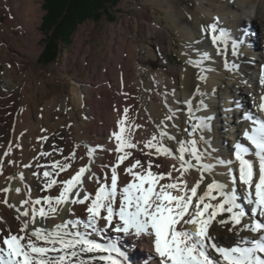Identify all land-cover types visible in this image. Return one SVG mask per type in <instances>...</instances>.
Listing matches in <instances>:
<instances>
[{
    "label": "bare ground",
    "instance_id": "6f19581e",
    "mask_svg": "<svg viewBox=\"0 0 264 264\" xmlns=\"http://www.w3.org/2000/svg\"><path fill=\"white\" fill-rule=\"evenodd\" d=\"M143 1L145 4L150 2L162 11L161 16L154 17L153 23L151 14L146 9L140 8L143 18L141 25L145 34L148 35L152 31L159 36L157 46L163 56L177 41L180 55L178 60L181 63L174 64L168 59L170 63L168 67L145 69L142 62L138 63L137 60L139 45L134 44L133 40H128L130 36L128 27L126 30L122 29L124 35L120 36L116 52L112 51L108 65L106 61L101 65L99 76L103 82H107V85L111 84L109 86L113 87L119 97L113 94L114 99L111 102L106 99L108 106L106 103L103 106L96 101V107L94 102H91V96L96 90L94 88L97 83L88 79L85 81L90 83L87 89H80L75 83L70 95H63L61 99L53 97L44 102V105L34 101L35 98H30L31 92L28 88H32L34 95L38 91H44L43 80L36 78L31 84V71H23L21 64L23 52L28 53L32 59L36 57L35 51L40 37L37 30L39 2L0 0V18L6 17L5 21L0 22V64H4L3 70H0V243L3 236L8 235L9 232L19 233L21 224L25 220L29 222L27 231L31 232L33 228L52 231L56 225L66 221L86 219L85 205L73 204L71 200L60 205L53 203L56 212H50L47 218H41L38 214L34 223L31 214L22 215L25 211L30 213L32 207L37 209L44 207L47 210V204L33 205L32 202L44 196L59 195L61 182L75 175L81 167H86V171L82 177V184L74 192L78 191L81 194L88 192L94 195L98 183L110 185L112 167L116 164L117 154L113 147L109 153L110 149L105 139H111L109 143L112 145L113 140L116 141L112 133L118 131L109 130L110 132L104 135L96 132L95 125L93 127L92 124L96 120L94 117L99 109L98 104L103 106L101 110L107 117L118 121H124L129 115L131 118L135 114L141 116L143 124L139 127L137 124L140 137L146 142L155 136L157 141L169 148L171 155L164 154V157L167 158L169 165L176 168H180L177 159L180 155L177 151L180 143L195 140L202 163L214 166L211 171L203 173L198 166L184 172L182 179L187 181L189 187L198 180L201 181L198 193L202 194L212 180L226 184L229 188L233 187L228 169L238 167L234 157L235 141L240 142L244 138L242 127L236 123L243 119L242 109L246 111L253 101L258 103L264 96V83L261 82L264 79V0ZM191 6H194V9ZM246 12L253 13L252 19L248 16L244 17ZM212 24L216 25V34H219L220 30L226 33L227 43L212 42L213 33L208 28ZM257 25H260L259 29ZM16 29L19 31L17 35L14 32ZM233 41L237 42L235 54L232 50ZM78 43L75 55L79 53L81 40ZM254 45L257 47L256 51H259L258 57L250 58L249 49ZM126 46H128L127 51ZM153 50L150 55L155 57L156 52L154 53ZM205 54L207 58H204ZM131 57L136 64L135 73H138V78L134 76V80L137 89H141V92L136 94L132 104L125 100L127 104L123 103L124 107L120 103V97L129 91L125 61ZM67 63L66 58L65 68L68 67ZM81 64L85 66V61ZM144 74L148 78L146 85L142 78ZM38 98L40 101L43 100L42 97ZM168 117L170 119H167ZM199 118H205L207 127L194 130L193 126ZM125 122L129 123L128 120ZM59 131L63 135L56 139L55 135ZM161 131L167 135L161 137ZM97 136L99 138H96ZM250 147L252 149L251 145ZM89 150L92 152L91 156ZM152 153L148 155L152 156ZM249 155L253 157L258 177L256 157L251 153ZM108 156L111 158L109 163L106 161ZM131 158L133 157L130 155L117 167L118 185L121 188L132 180V176L126 173L125 169L135 160H139V158L132 160ZM185 159L191 160L195 165V161L188 153H185ZM57 161L61 165L67 163L69 167L63 172L59 167L52 168V164ZM220 161L225 163L221 164ZM228 161H232V164H228ZM153 166L154 164L151 170L155 172ZM170 168L163 169L162 173L171 172ZM45 171L51 173L50 177H44ZM89 177L93 178L89 179ZM49 180H56L57 183L51 188H45ZM169 182L173 181L168 178L161 181V183ZM236 184L237 193L239 188L244 189L238 180ZM22 201L28 203L24 204ZM241 207L247 212L241 224L233 225L231 222L221 224L219 222L221 219L229 220L228 213H221L210 226L209 234L219 247H245L248 239L259 238L258 234L244 227L253 219L259 220V218L249 213L244 203ZM189 227L195 230L194 225ZM110 228L113 230L110 231L111 233L122 234L119 237L120 244L128 251L139 242L141 244L139 248L142 246L143 252L149 249L146 246L150 240L149 236L136 237L117 232L114 224L104 225L101 222L98 225L99 230L93 233L91 238L104 241L105 231ZM79 230L84 231L82 225ZM19 234L23 235V233ZM106 254L88 253L82 258L89 260L90 257ZM212 254L219 264H225L218 254ZM136 255L141 256V253L133 251L130 258L134 260ZM145 256L146 254L141 257ZM138 260L140 259H137V263H140ZM105 263L106 261L98 258L89 260V264Z\"/></svg>",
    "mask_w": 264,
    "mask_h": 264
},
{
    "label": "snow or ice",
    "instance_id": "6c2138e0",
    "mask_svg": "<svg viewBox=\"0 0 264 264\" xmlns=\"http://www.w3.org/2000/svg\"><path fill=\"white\" fill-rule=\"evenodd\" d=\"M208 28L213 33L214 44L227 43L228 38L223 30L216 34L215 24L209 25ZM236 48L237 42L233 41L234 54ZM204 58H207V54ZM261 82L264 83V79ZM260 110L264 111V102L260 104ZM248 118L251 119V116ZM253 125L251 130L244 132V137L250 142L252 149L241 143L235 145L234 157L238 167L228 169L233 187L229 188L226 184L212 180L202 194L198 193L200 180L189 187L187 181L182 179L184 172L191 167L198 166L202 173L211 171L214 167L212 164L202 163L195 140L181 142L177 149L180 153L177 157L180 168L175 169L173 166V170L179 171L180 177L173 179L171 172H153L151 162L144 167L140 160H135L125 169V172L132 176V180L122 188L119 187L117 167L129 158L131 152L127 149L134 148L135 144L123 136V129L120 132H113L112 135L117 142L115 148L117 158L116 164L112 167L110 185L98 183L94 195L88 192L83 194L74 192L82 184V177L86 171V167H81L75 175L61 182L59 195L44 196L32 202L33 205L47 204V210L44 207L39 209L32 207L30 213L29 211L22 213L23 216L31 214L34 223L37 214L41 218H47L50 212H56L53 203L60 205L71 200L73 204L85 205L86 219L66 221L56 225L52 231L33 228L31 232L27 231L29 222L23 221L19 229V233L23 235L9 232L3 236L0 243V264H89V260L97 258L108 264H121V261L111 255V253L124 255L114 243L102 244L91 238L92 234L99 230L98 225L101 222L104 225L114 224L117 232L136 237L143 235L151 237L154 251L159 258L158 264H219L212 253L218 254L225 264H264V257L258 255L264 253V221L253 219L250 224L244 225L247 230L259 235L258 239L251 241V247H219L209 234L210 226L221 213H228L229 220L221 219L219 222L221 224L231 222L233 225L241 224L242 218L246 215L245 209L237 203L238 195L235 188L237 179L244 187V200L252 205L253 216L264 217V120L255 119ZM205 127H207L205 118H199L193 126L194 130ZM165 135L167 133L161 131L160 136ZM145 147L155 149L157 154L171 155V150L157 141L155 136L145 142ZM250 152L258 161V177L254 162L247 158ZM185 153L195 161V165L191 160L185 159ZM91 154L89 150V155ZM227 163L232 164V161ZM57 167L63 172L69 165L67 163L61 165L57 161L52 164V168ZM50 175L51 173L44 172L45 178ZM165 178L173 182L161 183ZM56 183V180H49L45 188H51ZM22 203L27 204L28 201ZM81 225L84 231L79 230ZM187 225H194L195 231L189 230ZM88 253L108 255L93 256L89 260L82 258Z\"/></svg>",
    "mask_w": 264,
    "mask_h": 264
},
{
    "label": "rangeland",
    "instance_id": "374dc122",
    "mask_svg": "<svg viewBox=\"0 0 264 264\" xmlns=\"http://www.w3.org/2000/svg\"><path fill=\"white\" fill-rule=\"evenodd\" d=\"M37 3L40 6L39 24L37 26V30L40 33V37L37 41V50L35 51L36 57L35 59H32V57L28 53L23 52L21 54V59H22L21 64L23 71L25 72L28 70L31 71V79H30L31 84L34 83L33 79L37 78L36 80H43L44 83L43 92L38 91L34 95L32 88L30 89L28 88V91L31 92L30 98L32 99L35 98L34 101H38V103L41 105H44L45 104L44 102H46L47 100L53 97H56L57 99H61L63 95L64 96L70 95L71 88L75 83H76L75 85L80 86V89H87L90 86V83L85 81L88 80L97 83L96 87L94 88L96 90H94V93H92L91 96V100H92L91 102H94V104L97 101L102 103L104 106V103H106L107 100H109L108 102H111L114 99L113 98L114 95L119 97V94L118 93L116 94L113 87L109 86L111 84L108 83L107 85V82L106 81L103 82V79H101L99 76H100L101 65H103L105 61H106V65H108V62L112 56V51L116 52V47L118 46L120 36L124 35L123 30H126L127 27L130 34V36H128V40H133L134 44L139 45L137 60L138 63L142 62L145 69H150V68L158 69L159 67L161 68L168 67L170 65L168 59L170 60V62L174 64L181 63V61H179L180 55H179V47L177 41H175L173 47H171V49L168 52H166L165 55L163 56L160 54L159 47L157 46L159 36L156 33H153L152 31L151 33L146 35L145 31L142 28L141 22L143 18L140 14V8L146 9L151 14V20L153 23L155 22L154 17L161 16L162 11L157 6H153L150 2L148 3L146 2L147 4H145L143 0H120L118 4L114 8H111L110 10L112 18H109L107 16H102L100 17V19L96 21H93L91 19L85 20L84 22H82L77 26L76 30L72 34L71 42L68 45H63L60 48V51L56 59L52 62H49L48 64H42L38 61V57L45 44L44 42L45 35L40 30L42 16L44 15L45 11L43 10L42 7L43 0H37ZM191 7L192 9H194V6ZM247 16L252 19L254 15L251 12H246V16L244 15V17L247 18ZM5 19L6 17L2 16L0 18V22L5 21ZM257 28L259 29L260 25H257ZM14 32L16 33V35L19 33L17 29ZM79 40H81L82 42L80 45L81 47L79 49V53L75 55L76 47L79 44L78 43ZM252 41H254L253 37H252ZM246 43L249 42L246 41ZM125 50L126 51L128 50V46H126ZM152 50L153 52L154 51L156 52L155 57L150 55V52ZM249 50H250L249 51L250 58L258 57L257 52L259 51H256L257 47L255 45L251 47V49ZM66 58L68 59L67 68H65ZM128 58L126 59L125 62H126V72L128 74V79H129V87H128L129 91L127 92L128 94L124 93V96L120 97V103L122 104V106H124L123 103L127 104L125 103L126 101H130L129 104L130 103L132 104V101L135 99L136 94L141 92L140 91L141 89L139 90L137 89L136 81L134 80V76L138 78V73L136 74L134 70L136 64L134 63V59L132 57L130 59ZM84 61H85V66L81 64ZM3 68H4V64L1 63L0 70H3ZM142 78H143V83H145L144 85H146L148 81L146 74H144ZM102 86H104L105 88ZM95 91H97V93ZM133 92L135 93L133 94ZM129 96L131 98H129ZM38 97H42L43 100L40 101ZM117 101H119V99H117ZM108 102L106 103L107 106H108ZM98 106L99 109L94 117V119L96 120H94L92 124L93 127L95 125V130L97 133L101 132V135H104V133L110 132L111 130L113 131L117 130L118 132H120L121 129H123V133H122L123 136L129 142L135 144L134 148L129 149V151L131 152V157L137 159L139 158L143 166L148 165V162H151V164H154L153 168L156 169L155 172L158 171L157 173H162L163 169L166 170L167 168H170L172 166L169 165V163L167 162V158L164 157V154H157L156 151H154L153 149L147 150V148L145 147V141H143L144 138L140 137L139 128H138L141 124H143V118H141V116L135 114V116L133 115L131 118V116L129 115L125 119L128 120L129 123H131L130 125L126 124L125 119L124 121L119 120L120 124H118L117 119L115 118L113 119L106 116L105 112L101 110L103 108L102 105L98 104ZM137 124H139L138 127ZM62 135L63 134L59 131L58 134L55 135V137L57 139L59 136ZM96 138H99V136H97ZM105 141L108 143V149L110 150L108 149L107 150L109 151V153L112 149L111 147H113L114 149L116 148L117 142H115L114 140L112 142V145L111 143H109L111 142V139L108 140L107 138L105 139ZM150 152L151 153L153 152L152 156L148 155V153ZM133 158H131V160ZM106 161L109 163L111 161V158L108 156ZM157 165L159 167H157ZM175 169H179V167L178 168L175 167ZM170 171L172 173L173 179H175L174 177H177V175L180 176V172L173 170V166L170 168Z\"/></svg>",
    "mask_w": 264,
    "mask_h": 264
},
{
    "label": "trees",
    "instance_id": "16d2710c",
    "mask_svg": "<svg viewBox=\"0 0 264 264\" xmlns=\"http://www.w3.org/2000/svg\"><path fill=\"white\" fill-rule=\"evenodd\" d=\"M120 0H43L40 30L44 33V46L38 57L42 64L56 59L60 48L71 42L77 26L85 20L96 21L102 16H111Z\"/></svg>",
    "mask_w": 264,
    "mask_h": 264
}]
</instances>
